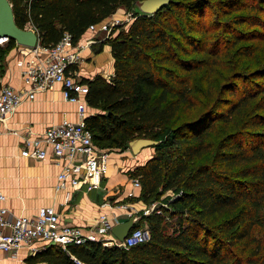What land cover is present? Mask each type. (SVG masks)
Instances as JSON below:
<instances>
[{
    "label": "trees",
    "instance_id": "trees-1",
    "mask_svg": "<svg viewBox=\"0 0 264 264\" xmlns=\"http://www.w3.org/2000/svg\"><path fill=\"white\" fill-rule=\"evenodd\" d=\"M8 1L16 25L34 29L41 47L65 33L76 44L119 8L131 12L128 27L103 42L114 75L83 79L87 105L98 111L85 123L103 150L124 151L140 137L157 142L154 155L127 172L140 194L126 201L156 204L133 228L146 225L149 240L130 248L49 245L26 263L264 264V66L227 73L259 61V44L243 43L264 40L258 0H170L152 15L134 11L140 0ZM17 47L13 39L0 46V74ZM200 72L209 101L195 114ZM215 80L221 95L213 99Z\"/></svg>",
    "mask_w": 264,
    "mask_h": 264
},
{
    "label": "built area",
    "instance_id": "built-area-1",
    "mask_svg": "<svg viewBox=\"0 0 264 264\" xmlns=\"http://www.w3.org/2000/svg\"><path fill=\"white\" fill-rule=\"evenodd\" d=\"M117 24H120L119 21L106 22L101 27L90 25L88 31L95 32L97 29L110 34V26ZM7 42V38H0V46ZM89 44V41L84 45L78 42L72 44L71 35L65 33L51 47L20 46L19 65L23 67L21 76L24 88L14 89L0 81V123L11 116L23 101L32 100L37 92L46 91L53 84H59L64 99L76 105L79 118L77 123L64 121L48 127L39 135H28L23 139L21 148L22 157L35 160L49 157L61 165L55 188L57 192H63L65 203L70 201L71 191L81 184L87 190L99 187L106 171L107 152L94 143L92 133L85 123L89 109L86 100L88 86L72 70L73 66L82 62L79 52ZM133 185L140 189L138 179H133ZM5 200V195L0 192V203ZM155 209L156 204H152L142 212L148 215ZM117 222L115 218L100 215L92 227L83 229L62 221L53 207H40L34 215L15 217L7 208L0 207V253L15 256L22 248L34 252L37 244L43 248L56 245L65 249L68 245L86 242L130 248L150 239V231L145 226L132 229L124 241H118L111 234V228ZM6 228L9 229L8 233L4 231Z\"/></svg>",
    "mask_w": 264,
    "mask_h": 264
},
{
    "label": "crops",
    "instance_id": "crops-1",
    "mask_svg": "<svg viewBox=\"0 0 264 264\" xmlns=\"http://www.w3.org/2000/svg\"><path fill=\"white\" fill-rule=\"evenodd\" d=\"M122 16H126L125 10L119 8L97 27H101L110 19ZM103 33L97 29L95 32L87 31L78 41V44L82 45L87 41L90 43L79 52L82 62L72 67L75 76L82 81L96 75L106 79L114 75V60L110 46L103 44L110 35ZM20 50L21 48L17 47L7 55L3 72L0 74V81L14 89L24 88L21 76L23 67L19 65ZM96 112L98 111L88 109V115ZM64 121L73 123L79 121L76 105L64 99L59 84H53L50 89L37 92L32 100L23 101L11 116L0 123V192L6 197V200L0 203V207L7 208L13 217L31 216L40 207H53L62 221L83 229L92 227L100 215H107L109 218H115L117 223H122L133 215L137 217L135 213L138 211L144 212L149 209L150 206L142 201H126L129 197H138L140 189L134 195L123 196L120 193L121 187H112L113 184L108 181L113 173L118 174L117 169L127 175L129 170L144 164L153 156V151L145 152L143 162L139 164H136L134 158L129 161L118 159L125 151L130 154L128 149L107 152L106 171L99 187L87 190L86 186L81 184L71 191L70 201L64 202L63 192H57L55 188L61 165L49 157L35 160L21 156L22 141L26 136L39 135L48 127ZM110 154L111 157H115L111 161ZM171 194L170 191L166 193ZM106 203L108 206H104ZM4 231L8 233L9 229L6 228ZM34 249L35 251L31 252L22 248L15 256L0 253V264H28L25 259L44 248L37 244Z\"/></svg>",
    "mask_w": 264,
    "mask_h": 264
},
{
    "label": "rangeland",
    "instance_id": "rangeland-1",
    "mask_svg": "<svg viewBox=\"0 0 264 264\" xmlns=\"http://www.w3.org/2000/svg\"><path fill=\"white\" fill-rule=\"evenodd\" d=\"M264 0H258L257 1V5H260V9L263 11L261 13H258L260 15V17L262 19H264V3H263ZM133 11V10H132ZM134 11H139L136 7L134 8ZM117 12V11H116ZM125 15L126 16H122L121 18H113V19H110L108 20L107 22L109 23H113L114 21H119L120 24H117V25H114V26H110V31L119 26L120 29H123V28H126L128 27V25L131 23V12H126L125 11ZM213 15V10L211 9H208L206 10V13H205V23H208L211 19ZM124 21V22H123ZM243 27V26H241ZM256 29H259L260 31H263V36H264V29H261V28H256ZM103 32V31H102ZM109 34V33H108ZM103 35H106L105 32L103 33ZM109 36V35H108ZM114 36V35H113ZM243 43H246V44H259L260 46V55L258 56L259 58V61H251V60H245L239 68L235 69V70H229V72L227 73H232L233 75L235 73H239V71H242V72H245L244 68L247 67V69H252V68H256L258 66H264V40H253V41H249V42H243ZM219 60L218 61H228L226 58H223V57H220L218 58ZM236 60L233 59L232 60V63H234ZM227 65H231V64H228L227 62H225ZM233 67V66H231ZM213 69H218V66H214ZM205 75V72H200L198 74H196V78L197 80L195 81V86H196V92L194 94V97H195V101L197 103H199V105L195 108L194 110V113L197 114L199 113L200 111H202L204 109V107H202L201 105L202 104H205L207 103L209 100V98H207V93H206V87L208 86V83H206V81L203 80V77ZM213 75H212V79H213ZM221 85V81L219 80H215L214 82V86H213V92L215 93V96L213 99H215L216 97L218 98V96H220L221 94L219 93V87ZM219 93V95H218ZM225 96H222L221 99H224ZM221 109V108H219ZM264 131V129H263ZM183 143H186V141H183ZM106 152H113V151H119V150H112V151H109L107 149H105ZM130 151V150H129ZM155 152L154 149L152 147H146L144 149L141 150V152H139L137 155H134L131 151H130V154H128L126 151L125 153H123V155L121 157H118V159H121L122 161L123 160H132L134 158V160L136 161V164H139L141 162H143V154L145 152ZM154 155V153H153ZM110 161L113 160V158H115L114 156L111 157V154H110ZM110 164H113L112 162H110ZM118 174H115L113 173V175L109 176V183L113 184V186H116L117 188L120 186L121 187V190L122 192L121 195L123 196H129V195H134L136 193H138L139 189L135 188L134 185H133V179H129L128 176L124 173V172H119V170L117 169L116 170ZM108 188L111 186H107ZM113 192V190L111 191ZM118 194V193H117ZM137 215V219L140 218L141 214H142V211H138L137 213H135ZM146 225H143V226H140V228H143L145 227Z\"/></svg>",
    "mask_w": 264,
    "mask_h": 264
},
{
    "label": "water",
    "instance_id": "water-1",
    "mask_svg": "<svg viewBox=\"0 0 264 264\" xmlns=\"http://www.w3.org/2000/svg\"><path fill=\"white\" fill-rule=\"evenodd\" d=\"M169 2L170 0H140L135 5L141 13L152 15ZM0 38L13 39L17 45L28 48H35L39 45L38 34L34 30H23L16 25L12 6L8 0H0ZM156 144L157 142L150 138H135L129 141L128 150L137 155L142 149L153 148ZM136 221L137 217L131 216L127 221L114 225L111 228V234L118 241H124L134 228Z\"/></svg>",
    "mask_w": 264,
    "mask_h": 264
}]
</instances>
